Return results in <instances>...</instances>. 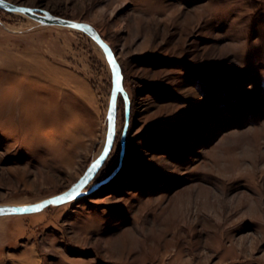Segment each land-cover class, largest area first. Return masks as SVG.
<instances>
[{"label":"rangeland","instance_id":"obj_1","mask_svg":"<svg viewBox=\"0 0 264 264\" xmlns=\"http://www.w3.org/2000/svg\"><path fill=\"white\" fill-rule=\"evenodd\" d=\"M91 23L122 74L87 194L0 215V264H264V0H9ZM99 45L0 8V203L71 186L100 152Z\"/></svg>","mask_w":264,"mask_h":264},{"label":"water","instance_id":"obj_2","mask_svg":"<svg viewBox=\"0 0 264 264\" xmlns=\"http://www.w3.org/2000/svg\"><path fill=\"white\" fill-rule=\"evenodd\" d=\"M0 8L8 10V11L20 13L36 21L37 23L41 25H58V26L76 29L78 31L85 33L103 50L107 58L108 64L110 66V70L112 74V86H111V91H110V96H109V104H108V108L106 112L107 128H106V133H105V139H104L103 146L100 152L97 154V156L88 164V166L85 168L83 173L78 177V179L65 190L57 194L48 196L34 203H27V204L0 203V215H3V214L33 212V211H38L50 204L63 203L71 199H74L76 197L87 194L89 191H92L100 184L108 181L113 175H115V173L121 166V158H122V155L124 153V148H125V136H126V129H127V124H128L129 108L128 106H126L125 108V121H124L121 139H120L119 162H118L117 167L106 177H104L101 180H98L97 182L93 183L89 188L86 189L85 186L93 178V176L96 174V172L101 167L104 160L106 159L107 156L103 160H101V157L104 156L106 151L108 155L109 151L112 148L114 137H115V122H116V109H117L116 101H117L118 94L124 91L123 85H122V74H121V69H120L118 60L111 46L101 36L99 31L91 23L87 21L63 17L61 15L53 14L49 10H46L43 8L31 7V6L24 5V4L14 3L9 0H4V3L0 4ZM19 9H24V10L19 11ZM28 9H30V11H28ZM114 66L116 68V71L113 70ZM117 75L119 76L118 85H117ZM98 160L100 161V165L93 172L89 173L88 170ZM81 181H84V183L81 184ZM77 185H80V187L77 188L76 187ZM68 195L71 196V199L66 198ZM24 209H27V210L24 211Z\"/></svg>","mask_w":264,"mask_h":264},{"label":"snow or ice","instance_id":"obj_3","mask_svg":"<svg viewBox=\"0 0 264 264\" xmlns=\"http://www.w3.org/2000/svg\"><path fill=\"white\" fill-rule=\"evenodd\" d=\"M3 3H4V0H0V4H3ZM23 10H24V9H19V11H23ZM28 11H30V9H28ZM113 70L116 71L115 66H114V69H113ZM118 84H119V76L117 75V85H118ZM106 156H107V151L105 152L104 156L101 157V160H103ZM99 165H100V161L98 160V161H96V162L92 165V167L88 170L89 173L93 172V171H94ZM83 183H84V181H81V184H83ZM76 187L79 188L80 185H77ZM66 198H67V199H71V196L68 195ZM26 210H27V209H24V211H26Z\"/></svg>","mask_w":264,"mask_h":264},{"label":"bare ground","instance_id":"obj_4","mask_svg":"<svg viewBox=\"0 0 264 264\" xmlns=\"http://www.w3.org/2000/svg\"><path fill=\"white\" fill-rule=\"evenodd\" d=\"M118 172H119V170H118ZM118 172H117V173H118ZM117 173H116V174H117ZM116 174H115L112 178H114V177L116 176Z\"/></svg>","mask_w":264,"mask_h":264}]
</instances>
